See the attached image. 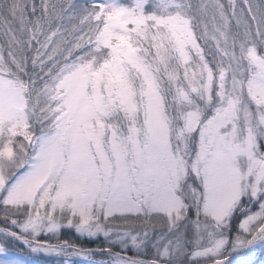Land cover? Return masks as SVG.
<instances>
[{"label":"snow or ice","instance_id":"obj_1","mask_svg":"<svg viewBox=\"0 0 264 264\" xmlns=\"http://www.w3.org/2000/svg\"><path fill=\"white\" fill-rule=\"evenodd\" d=\"M0 220V264H264V0H0Z\"/></svg>","mask_w":264,"mask_h":264},{"label":"rangeland","instance_id":"obj_2","mask_svg":"<svg viewBox=\"0 0 264 264\" xmlns=\"http://www.w3.org/2000/svg\"><path fill=\"white\" fill-rule=\"evenodd\" d=\"M0 226H3V221L0 220ZM72 232L75 234L73 230L64 229L62 232L63 239H71ZM100 241L97 240L95 247L99 244ZM16 253L18 256L24 260L25 264H65V258L63 256H55V255H45L43 253H31L24 245H18L16 249ZM264 255V252L257 253V259ZM71 264H82V259L79 257H73L71 260Z\"/></svg>","mask_w":264,"mask_h":264},{"label":"trees","instance_id":"obj_3","mask_svg":"<svg viewBox=\"0 0 264 264\" xmlns=\"http://www.w3.org/2000/svg\"><path fill=\"white\" fill-rule=\"evenodd\" d=\"M72 241H76L77 243L82 244L84 247H95L96 241L95 242H91L88 240H85L83 238H78L76 234H74L72 232V238L70 239Z\"/></svg>","mask_w":264,"mask_h":264}]
</instances>
